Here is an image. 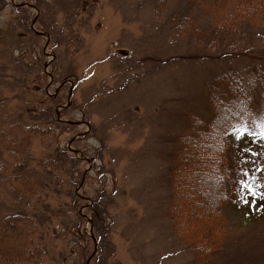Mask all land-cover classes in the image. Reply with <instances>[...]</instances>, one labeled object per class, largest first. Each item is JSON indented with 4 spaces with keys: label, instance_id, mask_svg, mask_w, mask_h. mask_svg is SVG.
Masks as SVG:
<instances>
[{
    "label": "rangeland",
    "instance_id": "1",
    "mask_svg": "<svg viewBox=\"0 0 264 264\" xmlns=\"http://www.w3.org/2000/svg\"><path fill=\"white\" fill-rule=\"evenodd\" d=\"M69 1L46 0L42 9L36 6L39 0H0V54L6 68L0 91L12 98L13 110L22 105L19 96L27 97L25 120L31 126L20 143L31 174L1 180L0 197L10 186L31 184L38 192L29 200L41 207L44 218L35 219L30 237L41 264H75L73 253L67 252L65 261L61 256L67 244H79L71 223L72 193L85 198L79 213L86 223L80 229L91 237L89 206L102 186L115 199L105 215L107 264H264V60L251 62L256 55L251 49L239 58L209 53L206 33L195 43L170 34L166 21L173 13L211 30L212 17L189 0H80L74 10L75 0ZM246 26L239 28L247 41L264 36V16L260 25ZM30 28L44 35L34 37ZM14 58L37 71L26 75ZM40 69L47 77H41L45 91L39 90ZM230 70L252 80L254 92L247 114L230 128L228 203L220 223L181 239L168 212L177 140L191 115L212 118L207 88H221L220 79ZM16 76L27 79L25 88L14 82ZM60 86L64 96L55 118L74 128L48 123L36 105ZM58 149L82 164L64 159L60 150L54 152ZM0 159L11 173L15 167L7 150H0ZM19 240L24 243L0 231V253L13 255ZM92 241L89 247L96 252L100 243ZM205 243V259L198 260L193 247Z\"/></svg>",
    "mask_w": 264,
    "mask_h": 264
},
{
    "label": "trees",
    "instance_id": "2",
    "mask_svg": "<svg viewBox=\"0 0 264 264\" xmlns=\"http://www.w3.org/2000/svg\"><path fill=\"white\" fill-rule=\"evenodd\" d=\"M45 1L39 0L36 6L44 9L43 4L48 6ZM57 1L60 2V0ZM79 1L75 0L72 10L79 7ZM189 1L194 7L203 8L212 17L211 30L199 28L190 16L173 13L166 21V27L170 34L183 36L195 43L206 33L210 38V46L209 49L204 48L209 53L220 51L225 56L239 58L247 55L248 49H251L256 52L251 62L264 60V36L259 34L247 41V38L240 33L239 28L240 25L253 27L261 24L264 16L263 0ZM67 3L71 4L72 2L68 0ZM30 31L34 37L41 38L31 28ZM232 40L237 42L232 43ZM245 42H247L246 45L239 47ZM1 54L0 86L2 85L1 77L6 70ZM21 60L22 58H14L17 68L24 70L26 75L32 74V70L37 71L36 67L29 68L27 62ZM37 74L39 86L42 87L39 90L45 91L46 84L41 81V77L42 80L43 77H47L41 69ZM14 82L24 88L27 85V79L24 77L16 76ZM220 85L219 89L215 88L213 84L207 88V95L213 110L212 118L209 121H204L191 115L189 125L177 140L174 152L173 194L168 212L176 233L181 239L196 234L203 227H214L220 223L224 207L228 203L227 182L232 169L231 160L227 155L232 134L230 128L251 108L254 85L252 80L242 79V76L234 70H230L228 74L221 77ZM63 93L62 88L54 95L49 96L47 100H42L36 105L39 109H44V114L49 119H47L48 123L64 128H74L75 124L57 121L55 118L57 108L63 100ZM20 94L26 96L27 93L21 92ZM26 99L27 97L19 96L22 105L18 106L17 110H13L8 105L12 98L0 91V150L8 151L11 164L15 167L8 174L4 159H0V181H9L11 177H14L15 180L18 178L24 180L31 174L28 168L29 157L20 153L22 135L28 134L31 129L25 120V114L29 112L24 107ZM68 110L69 108L62 109L61 115H65ZM52 116H54L53 119ZM59 150L64 159L70 158L76 165L82 164V160L73 157L67 150L58 149L54 152L58 153ZM84 176L86 177V174ZM56 179L59 180L57 177ZM81 181L82 178L78 182L81 183ZM5 191L6 197H0V231L8 235L11 234L17 239H23L24 243L19 240L13 255L7 256L1 252L0 264H28L29 262L41 264L42 255L34 253L31 249L35 242L30 237L35 233L33 229V226L37 225L35 219L39 218L41 222L44 218L41 207L36 208L29 200L35 199L38 192L32 190L31 184L28 187L23 185L18 188L10 186L5 188ZM84 200L83 195L72 193L75 212L72 214L71 223L77 228L74 235H78L79 244L77 247L70 243L67 244L61 250V256L65 261L67 252H71L77 256L75 264H107L103 257L106 246L105 215L115 201L113 192L107 191L103 186L96 189L92 196V204L89 206L94 227L93 233L100 243L96 252H93V248L89 247L93 238L81 232L80 229L86 223L84 216L79 213V208L85 202ZM61 210H58V215ZM65 228L70 229L69 224H65ZM82 242L85 245H82ZM204 245L193 247L198 260L205 259L201 256L207 247L206 243ZM45 248H49L46 243ZM204 256L207 257V255Z\"/></svg>",
    "mask_w": 264,
    "mask_h": 264
}]
</instances>
